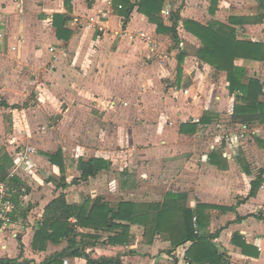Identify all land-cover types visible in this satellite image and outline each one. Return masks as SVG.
Masks as SVG:
<instances>
[{
  "label": "crops",
  "instance_id": "0c3cea01",
  "mask_svg": "<svg viewBox=\"0 0 264 264\" xmlns=\"http://www.w3.org/2000/svg\"><path fill=\"white\" fill-rule=\"evenodd\" d=\"M143 2L130 0L127 16L121 0H0V159L10 157L9 178L19 179L9 188L15 211L0 233V262L43 264L65 252L60 264H211L189 257L192 243L174 248L167 237L150 236L148 223L87 228L72 218L75 238L55 244L39 236L51 233L46 209L61 196L68 206L108 204L116 212L133 203L150 215L149 206L173 193L192 211L208 206L194 218L200 235L213 236L221 264H264V122H234L240 92L231 93L228 73L202 54L207 47L210 59V50H220L215 43L227 28L236 30V41L264 44L260 2L159 0L157 22L139 11ZM92 18L104 34L90 26ZM187 22L213 29L208 45ZM140 32L152 44L130 39ZM8 63L28 76L30 98H20L21 76L12 83ZM234 65L245 70L242 83L261 84L264 102V62L236 59ZM38 89L45 95L39 103ZM206 117L211 121L202 124ZM243 128L249 138L233 159L225 158L217 136ZM29 146L37 150L32 179L22 169L12 173ZM91 159L108 167L82 180L79 164ZM259 177L261 189L250 197Z\"/></svg>",
  "mask_w": 264,
  "mask_h": 264
},
{
  "label": "trees",
  "instance_id": "16d2710c",
  "mask_svg": "<svg viewBox=\"0 0 264 264\" xmlns=\"http://www.w3.org/2000/svg\"><path fill=\"white\" fill-rule=\"evenodd\" d=\"M158 1L159 0H144L139 8V11L150 17V20L153 22H157L154 15L159 13L161 9V7H156ZM129 2L130 0H121V7L123 9L121 12L127 16L132 10ZM259 2L261 9L264 11V0H259ZM158 25V30H162L161 24ZM193 26L198 27L200 32L198 33L199 35L192 31ZM186 28L189 32L199 36L205 45H208L206 41L213 31L212 28L196 25L192 22H187ZM227 29L230 32L227 33V37L215 43V45L217 44L220 46V50H216L215 47L214 50H210L211 57L209 59L208 56L206 57L205 55L207 54L206 47L205 53L202 52L203 58L211 65L218 67L221 71H226L228 73L231 93L240 92V95L237 97L238 104L234 108V122L242 125H249L257 119L264 122V102H261L259 99L263 94V87L257 80H250L248 84L242 83L245 70L235 67L234 65L236 59L264 62V44L236 41L234 36L236 30L232 28ZM222 33L225 34V32L216 34ZM210 121L209 117H206L201 120V123L205 124ZM191 127L190 124H187L185 129L187 128L189 130ZM195 127L191 128L190 132L195 131ZM60 156L61 154H58L51 159L55 163H58L59 161H57V158ZM11 164L12 160L8 155H4L0 159V185L7 183L9 184V188L13 189L17 186L19 179L15 177L9 178L8 170ZM106 167H108V163L104 160L91 159L88 161H81L79 164L81 179L88 180ZM262 183L263 179L261 177L251 183L252 189L250 197H255L257 195L261 189ZM180 200H182V196L179 194L169 193L166 196V201L162 205L149 206V208L153 209L155 212L146 215L140 214L137 210L138 206L133 203H121L118 205L117 211L114 212L108 204L96 203L91 209L90 202H86L81 206H68L65 197L61 196L56 201L52 202L46 209V222L49 224L51 233L45 234V232H43L39 234V236L44 237V242L49 240L55 244L61 243L68 237L75 238V229L70 222L72 218L77 220L78 226L87 228L113 227L116 225V221L121 220H126L135 225L148 223L154 226V229L152 227L151 231H149L151 232L149 233L150 236H154L155 234L163 235L172 242L174 248L186 243H192L188 255L194 262L221 264L223 256L219 254L217 248L211 243L213 236L200 235L201 228L198 226L197 222H194V215L197 214L200 219V216H202V211L200 210L207 209L208 206L200 205L197 207V211H192L185 208L183 203H180ZM74 240L73 244L75 243ZM234 241L236 242V239H234ZM65 256V252L55 254L43 264H60L61 259ZM0 264H8V262L3 261L0 262Z\"/></svg>",
  "mask_w": 264,
  "mask_h": 264
},
{
  "label": "built area",
  "instance_id": "2783aa9c",
  "mask_svg": "<svg viewBox=\"0 0 264 264\" xmlns=\"http://www.w3.org/2000/svg\"><path fill=\"white\" fill-rule=\"evenodd\" d=\"M166 15L169 16L170 12H166ZM103 18H107V15H103ZM92 27L96 28L99 33L104 34L105 27L100 26L99 24H94V19H90ZM127 36V33L124 34ZM139 38L148 44H152V40L150 37L146 36V34L140 32L138 37L130 36V39H136ZM156 46V45H155ZM51 52L54 53L55 50L51 49ZM185 94H188V91H184ZM249 130L247 128H243L239 132H223L217 136L216 141L220 143L221 145L225 146L223 156L227 159H233L235 157L236 150L249 138ZM25 152V153H23ZM20 153L16 159L15 166L12 169V173H15V171L20 170V168L27 163L30 165V163L24 159L23 157L28 155L27 158L31 159L32 155L37 152V150L29 146L26 148V151H23ZM15 211V204L13 203L11 199V195L9 193V184L3 183L0 185V233L6 229V225L8 224L10 220V215L13 214ZM196 218H194V222H196ZM198 232V231H197ZM259 250L260 247L258 246ZM65 264H68V261H65ZM169 264V263H168ZM174 264V263H173Z\"/></svg>",
  "mask_w": 264,
  "mask_h": 264
},
{
  "label": "rangeland",
  "instance_id": "374dc122",
  "mask_svg": "<svg viewBox=\"0 0 264 264\" xmlns=\"http://www.w3.org/2000/svg\"><path fill=\"white\" fill-rule=\"evenodd\" d=\"M9 62H11V60L9 61ZM12 66H11V63H8V65L6 66V67H4V68H8V69H10ZM1 68H2V66H1ZM3 68V69H4ZM1 73H3L2 72V70H1ZM9 77H10V81L12 82L13 80H14V76H21V81H19V79H18V83H20V84H23V89H22V93H24V95H21L20 96V98H22V101L25 99V98H30V92H31V90L32 89H29V88H31V87H29V85H28V83L25 85L24 83H23V81L24 82H27L25 79H27L28 78V76L26 75L25 76V72H18V73H15L14 72V68L12 67L11 68V70H8L7 71V73H6ZM23 78H24V80H23ZM16 80V79H15ZM13 83V82H12ZM41 84V83H40ZM44 89V88H43ZM39 91H38V93L36 94V97H37V102L39 103L40 101H39V98L41 97V95H42V97H45V95L42 93V91H40V89H38ZM23 102H21V104H22ZM37 103V104H38ZM32 104V103H31ZM223 121H226V119L224 118V119H222ZM28 130V129H27ZM24 131L25 133H27V135H28V138H31V133L29 134V131ZM253 139V138H252ZM252 139L251 140H249L245 145H251L252 144ZM27 140V137L26 138H24V142ZM19 144L21 145V144H23V142H19ZM17 145V144H16ZM0 148H1V143H0ZM205 148V147H204ZM24 151H26V149L24 150ZM23 153H25V152H23ZM27 156L28 155H26V156H24L23 158L24 159H26L29 163H30V165L27 163V165H25L24 166V168H23V166L20 168V170L21 171H23V172H26L25 174H27V178L28 179H32L33 178V175H34V173H35V169H34V167H33V164H32V158L31 159H28L27 158ZM143 185V183H141V186ZM147 189H144V190H142L141 191V193L142 194H144V192H147L146 191ZM167 189H163V190H159L160 191V193L158 194V196L160 195V196H163L164 195V191H166ZM141 196H139V202H142V200H145V199H143L142 197L140 198Z\"/></svg>",
  "mask_w": 264,
  "mask_h": 264
}]
</instances>
